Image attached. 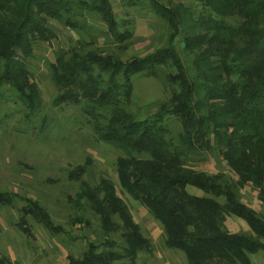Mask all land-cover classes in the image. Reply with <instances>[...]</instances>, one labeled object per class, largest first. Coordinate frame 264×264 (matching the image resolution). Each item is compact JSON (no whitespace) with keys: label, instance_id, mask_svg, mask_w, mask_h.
Wrapping results in <instances>:
<instances>
[{"label":"trees","instance_id":"1","mask_svg":"<svg viewBox=\"0 0 264 264\" xmlns=\"http://www.w3.org/2000/svg\"><path fill=\"white\" fill-rule=\"evenodd\" d=\"M145 3L164 43L123 59L97 45L98 36L119 52L133 44L130 21L115 15L111 0H0V88L14 92L26 117L35 114L42 106L29 69L35 49L56 38L53 23L75 32L72 45L46 61L52 104L78 107L96 138L122 153L115 164L120 189L162 226L163 244L181 251L186 264H251L250 255L264 252V207L241 201L240 190L249 187L264 202V0L126 1ZM92 18L103 24L101 35H93ZM134 76L168 89L155 112L131 109ZM211 153L235 177L194 167ZM88 167L86 161L69 173L80 182L73 201L98 217L104 235L119 232L120 242L87 240L67 264H134L150 242L115 184L81 179ZM16 201L23 205L14 226L25 236H33L29 219L52 235L63 232L37 200L0 190V207ZM228 216L248 231L229 230ZM0 264L19 263L1 256Z\"/></svg>","mask_w":264,"mask_h":264},{"label":"rangeland","instance_id":"2","mask_svg":"<svg viewBox=\"0 0 264 264\" xmlns=\"http://www.w3.org/2000/svg\"><path fill=\"white\" fill-rule=\"evenodd\" d=\"M127 0H111L117 17L128 19L132 25L133 44L119 52L104 37L98 36L97 45L125 59L141 54L164 43L160 20L150 12L148 5L127 6ZM161 3L190 0H159ZM93 35H101L102 23L92 18ZM56 25V24H55ZM56 38L39 43L29 69L41 91L42 106L29 117L16 99L14 92L5 86L0 88V190L15 192L37 200L51 215L63 232L52 235L29 219L33 236L19 232L14 223L18 220V208L23 203L16 201L12 207H0V257L6 256L19 264H67V255L79 254L87 240L102 241L104 238L120 242L119 232L104 235L99 219L87 208L79 209L73 197L80 182L69 176L76 166L89 162V167L80 176L90 185L101 180L115 184L117 195L127 204L133 219L150 242V250L138 254L134 264H186L184 254L163 244L162 226L136 200L123 192L116 174V160L122 153L111 145L99 141L92 132L84 115L73 105L54 106L56 93L46 67L53 61L54 51L67 48L76 39L75 32L56 25ZM108 42V41H107ZM131 109L139 116L153 113L158 104L169 96L161 80L134 76ZM175 129L176 123L170 124ZM194 167L211 173L235 177L225 162L216 153L206 154ZM195 195H205L200 190L187 186ZM256 191L245 187L240 190L241 201L261 212V203ZM220 200V199H219ZM80 218L81 221L71 223ZM225 225L233 232L248 231L245 222L234 216L226 217ZM251 264H264V252L250 256ZM119 264H126L120 261Z\"/></svg>","mask_w":264,"mask_h":264},{"label":"crops","instance_id":"3","mask_svg":"<svg viewBox=\"0 0 264 264\" xmlns=\"http://www.w3.org/2000/svg\"><path fill=\"white\" fill-rule=\"evenodd\" d=\"M55 24L58 26L57 23H53L54 29H56V25H55ZM59 26L65 29V27H63V26H61V25H59ZM250 256H251V255H250Z\"/></svg>","mask_w":264,"mask_h":264}]
</instances>
